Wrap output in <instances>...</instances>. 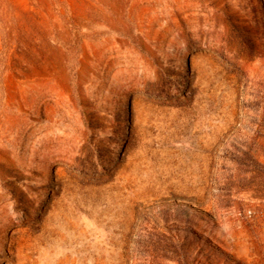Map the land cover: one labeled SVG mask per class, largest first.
I'll use <instances>...</instances> for the list:
<instances>
[{
  "label": "rangeland",
  "instance_id": "rangeland-1",
  "mask_svg": "<svg viewBox=\"0 0 264 264\" xmlns=\"http://www.w3.org/2000/svg\"><path fill=\"white\" fill-rule=\"evenodd\" d=\"M0 264H264V0H0Z\"/></svg>",
  "mask_w": 264,
  "mask_h": 264
},
{
  "label": "bare ground",
  "instance_id": "bare-ground-1",
  "mask_svg": "<svg viewBox=\"0 0 264 264\" xmlns=\"http://www.w3.org/2000/svg\"><path fill=\"white\" fill-rule=\"evenodd\" d=\"M246 254V253H245ZM249 255V254H248ZM255 260H257V259H255ZM254 261V260H253ZM257 262V261H256Z\"/></svg>",
  "mask_w": 264,
  "mask_h": 264
}]
</instances>
